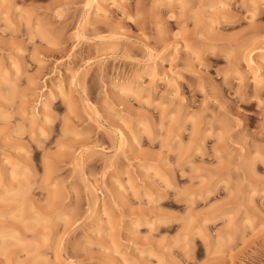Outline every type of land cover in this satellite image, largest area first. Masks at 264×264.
Returning <instances> with one entry per match:
<instances>
[{"label": "rangeland", "instance_id": "obj_1", "mask_svg": "<svg viewBox=\"0 0 264 264\" xmlns=\"http://www.w3.org/2000/svg\"><path fill=\"white\" fill-rule=\"evenodd\" d=\"M0 264H264V0H0Z\"/></svg>", "mask_w": 264, "mask_h": 264}, {"label": "bare ground", "instance_id": "obj_2", "mask_svg": "<svg viewBox=\"0 0 264 264\" xmlns=\"http://www.w3.org/2000/svg\"><path fill=\"white\" fill-rule=\"evenodd\" d=\"M22 196V195H21Z\"/></svg>", "mask_w": 264, "mask_h": 264}]
</instances>
